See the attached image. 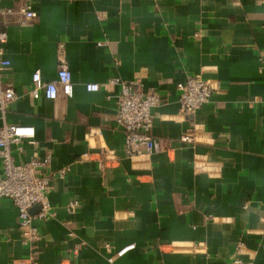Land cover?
Listing matches in <instances>:
<instances>
[{"label":"crops","instance_id":"0c3cea01","mask_svg":"<svg viewBox=\"0 0 264 264\" xmlns=\"http://www.w3.org/2000/svg\"><path fill=\"white\" fill-rule=\"evenodd\" d=\"M23 5L36 16L19 24ZM2 8L13 13L3 16L9 66L0 80L15 99L0 125L34 128L36 143L12 144L11 155L49 156L41 174L53 217L24 243L16 206L1 199L0 264H264V0H0ZM60 48L72 96L32 99V73L56 80ZM191 75L213 88L192 117L180 112L177 88ZM113 76L158 92L150 135L164 151L125 153L119 86L104 85ZM191 119L195 142L185 143Z\"/></svg>","mask_w":264,"mask_h":264},{"label":"built area","instance_id":"2783aa9c","mask_svg":"<svg viewBox=\"0 0 264 264\" xmlns=\"http://www.w3.org/2000/svg\"><path fill=\"white\" fill-rule=\"evenodd\" d=\"M13 13L11 9H0V43L7 39L6 23L4 15ZM16 21L25 24L36 16L35 11L29 5H23L16 10ZM0 50V73L9 66V60L2 57ZM58 68L57 78L53 81H43L39 70H35L31 75L30 96L38 99L41 95L47 99H56L61 93L65 97L72 96V77L67 67L64 50L60 48L57 53ZM106 87L118 85L119 90L115 95L116 113L115 119L125 132V153L134 157L142 153L152 154L162 152L166 149V144L153 138L150 131L153 124L152 108L157 106L160 95L152 88L143 89L140 83L124 81L119 76H113L104 83ZM88 91L99 89L98 83L86 84ZM179 90L180 112L190 117L204 104L208 103L212 97L213 88L207 79L201 75L188 76L184 81L177 84ZM15 99V93L9 83L0 80V115L4 117L10 109L11 103ZM196 123L191 119V128L180 136V141L185 143L195 142ZM35 131L30 125L18 123H7L3 120L0 125V200L8 199L17 208L18 223L24 234V243H33L39 238L36 222H43L53 217V212L48 200V178L41 174L49 162V156L40 158L35 154L31 159L23 163L14 162L11 155V145L14 144L21 149V142L24 139L32 143ZM98 166L106 168L109 163V155L100 153ZM66 169L62 168L59 175L63 176ZM39 209L35 214H31L34 206ZM78 206L76 200L68 203V207L73 209ZM133 245H129L115 251L108 259L114 263L120 256ZM241 247V245H240ZM236 263L240 262L235 260ZM28 264H35L30 259Z\"/></svg>","mask_w":264,"mask_h":264}]
</instances>
